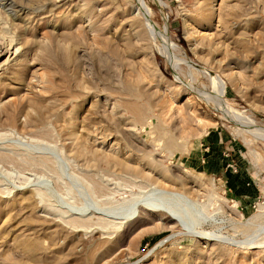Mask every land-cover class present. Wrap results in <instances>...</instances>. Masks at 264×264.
<instances>
[{
	"label": "rangeland",
	"instance_id": "obj_1",
	"mask_svg": "<svg viewBox=\"0 0 264 264\" xmlns=\"http://www.w3.org/2000/svg\"><path fill=\"white\" fill-rule=\"evenodd\" d=\"M0 264H264V0H0Z\"/></svg>",
	"mask_w": 264,
	"mask_h": 264
},
{
	"label": "bare ground",
	"instance_id": "obj_2",
	"mask_svg": "<svg viewBox=\"0 0 264 264\" xmlns=\"http://www.w3.org/2000/svg\"><path fill=\"white\" fill-rule=\"evenodd\" d=\"M219 92V91H218ZM221 101V100H220ZM220 101H219V98H217L216 99V105L217 106H221L223 103H221L220 104ZM262 134V133H261ZM137 203V202H136ZM158 204V203H157ZM134 205V204H133ZM145 205V204H144ZM146 206H149L151 209H158V210H162V211H164L165 213H170V215L173 217V219H178L179 220V218H177V217H179V214L176 212V211H174V210H172L170 207H168V206H165V205H163V204H158V205H156V204H151V203H146ZM135 207H136V205H135ZM133 209H135L134 207H133ZM134 211V210H133ZM74 221H75V219H74ZM71 222V221H70ZM77 222V221H76ZM83 224V223H82ZM82 224H80V225H82ZM100 224V223H99ZM103 225H105V224H103Z\"/></svg>",
	"mask_w": 264,
	"mask_h": 264
}]
</instances>
